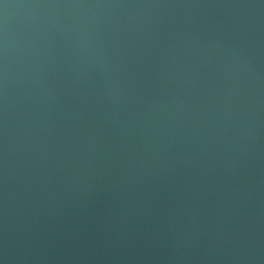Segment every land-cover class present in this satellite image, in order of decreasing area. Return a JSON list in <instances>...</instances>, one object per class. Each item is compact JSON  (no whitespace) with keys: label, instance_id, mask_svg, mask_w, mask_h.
Here are the masks:
<instances>
[{"label":"clouds","instance_id":"obj_1","mask_svg":"<svg viewBox=\"0 0 264 264\" xmlns=\"http://www.w3.org/2000/svg\"><path fill=\"white\" fill-rule=\"evenodd\" d=\"M0 264H264V0H0Z\"/></svg>","mask_w":264,"mask_h":264}]
</instances>
